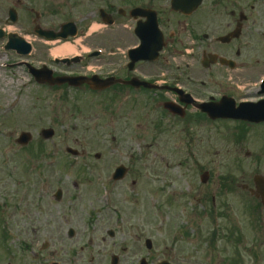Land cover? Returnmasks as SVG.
Here are the masks:
<instances>
[{
    "label": "flooded vegetation",
    "instance_id": "af4514ba",
    "mask_svg": "<svg viewBox=\"0 0 264 264\" xmlns=\"http://www.w3.org/2000/svg\"><path fill=\"white\" fill-rule=\"evenodd\" d=\"M171 1L0 0V42L3 48L9 40L17 39L29 45L24 58L14 52L18 65L28 74L46 67L54 77L135 78L136 83L150 86L116 83L97 93L109 96L111 102L95 105V121L117 122L125 115L130 122L143 126L146 133L159 127V132L166 135L175 132L177 125L188 124L207 135L212 122L198 110V104L212 103L222 96L232 97L236 103L264 101V0H256L255 15V7L250 6L248 11L243 0H203L194 11L185 4L184 9H173ZM134 10L138 11L132 13ZM150 20H154L155 29L149 25ZM62 25H71L68 32H75L73 37L48 39L49 35L61 34ZM137 25L142 28L140 36L135 33ZM140 37L152 45L160 39L162 49L151 61L153 56L140 61L134 56L135 62L130 64L128 53L138 48ZM58 43H70L78 53L54 57L51 50ZM209 56L215 57V63L205 69L201 63ZM220 59L230 61L232 66L222 65ZM61 88L64 86L56 87ZM78 90L89 92L86 86ZM183 95H189L192 102L186 104ZM164 102L182 108L184 117L166 111ZM195 138L193 132L192 147ZM200 155L203 166L189 170L194 180L207 173L208 181L199 182L194 189L198 208L193 209V218H151L147 221L151 225L142 227L150 229L127 231L122 239H127L123 249L126 257L122 255L118 264H140L142 260L145 264H264V226L260 230L264 205L250 182L253 178L246 176L241 164L213 168L209 150ZM259 165L257 152L256 172ZM67 169L56 168L63 173ZM92 169L110 174L115 167ZM51 170L45 168L46 172ZM140 170L129 166L127 175ZM41 192L44 194V190ZM241 218H249L251 236H246ZM161 220L169 225L167 229L159 230ZM114 238H102L101 242L115 246Z\"/></svg>",
    "mask_w": 264,
    "mask_h": 264
},
{
    "label": "rangeland",
    "instance_id": "374dc122",
    "mask_svg": "<svg viewBox=\"0 0 264 264\" xmlns=\"http://www.w3.org/2000/svg\"><path fill=\"white\" fill-rule=\"evenodd\" d=\"M244 3L251 4L253 0ZM17 61L11 52L2 51L0 44V264H109L111 252L104 244H99L100 236H104L105 230H121L120 222L124 218H192L191 199L181 201L182 204H168L171 197L166 199L174 193L187 194L193 182L191 175L183 174L184 167L190 165L185 159L183 146L176 149L180 154L175 159L169 156L172 143L167 150H162L150 139L131 145L135 152L140 149L150 153V159L156 155V167L161 171L158 181L147 176L144 183L138 180L134 191L129 183L121 184L112 206L108 207L109 211L98 213L100 206L104 207V203L98 201L101 197L94 188L95 184L103 182L100 176L94 179L93 174L81 175L74 168L62 175L66 182L62 190L67 192V196L61 203H56L49 196L45 200L31 196L28 199L33 200L32 208L26 202L21 205L18 195L10 194H16L17 185L24 183L26 175L18 169L32 166L31 157L36 149L46 151L47 155L53 154L50 157L55 163L57 158H61L57 156H63L65 147L77 149L73 143L76 134H70L74 121L69 115L78 93L42 89L33 84ZM81 98L88 102L87 96ZM44 129L54 131L51 140L45 141L40 137V131ZM248 130L247 148L256 152V140L262 142V139H256V129L249 127ZM21 132H28L32 137L27 148L14 143ZM212 139L214 149H231L223 144L222 139L214 135ZM144 144H149V147L144 148ZM87 150L95 151L93 144L90 143ZM58 176L61 175L52 174L53 192L59 184L55 180ZM41 182L35 185L36 192ZM74 182L78 183L77 187L73 186ZM49 187L48 184V192ZM154 188L163 193L160 196L151 194ZM8 192L11 193L6 194ZM119 192L124 196H119ZM177 195L174 194L175 197ZM3 200L7 205L2 210ZM26 210L28 214H23ZM114 218H120V221L113 223ZM46 223L51 226L47 231ZM245 228L246 236H251L248 227ZM68 230L74 232L72 238H68ZM115 239L117 244L112 250L121 252L122 236ZM44 244L47 248L42 250ZM49 252H54L52 258L48 256Z\"/></svg>",
    "mask_w": 264,
    "mask_h": 264
},
{
    "label": "water",
    "instance_id": "95a60500",
    "mask_svg": "<svg viewBox=\"0 0 264 264\" xmlns=\"http://www.w3.org/2000/svg\"><path fill=\"white\" fill-rule=\"evenodd\" d=\"M35 80L38 83H47V84L55 83V82H50L49 78L45 76H41V77L36 76ZM70 84L75 85V86L78 85L74 82H70ZM89 84H91L90 86L92 88H95L93 81H89ZM231 117L256 122V105H253V104L241 105L238 109H236L235 111L231 113ZM213 118H216V117L213 116ZM51 134L52 132L50 131L43 132V136L46 138L50 137ZM28 140H29V137L27 135H22L17 142L20 144H25ZM118 175L120 174L118 173ZM70 235H72V232H70Z\"/></svg>",
    "mask_w": 264,
    "mask_h": 264
},
{
    "label": "bare ground",
    "instance_id": "6f19581e",
    "mask_svg": "<svg viewBox=\"0 0 264 264\" xmlns=\"http://www.w3.org/2000/svg\"><path fill=\"white\" fill-rule=\"evenodd\" d=\"M74 51V48L70 45H62L57 46L55 49L52 50L53 54H71Z\"/></svg>",
    "mask_w": 264,
    "mask_h": 264
}]
</instances>
